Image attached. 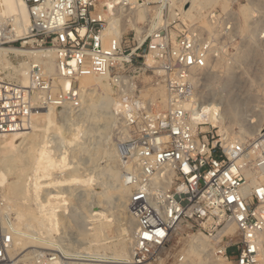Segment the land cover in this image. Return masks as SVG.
I'll use <instances>...</instances> for the list:
<instances>
[{
	"label": "built area",
	"instance_id": "built-area-1",
	"mask_svg": "<svg viewBox=\"0 0 264 264\" xmlns=\"http://www.w3.org/2000/svg\"><path fill=\"white\" fill-rule=\"evenodd\" d=\"M243 1L230 0L232 7ZM24 2L29 22L19 47L52 50L56 74H47L30 55L8 54L28 57V84L2 76L0 70V134L25 128L33 110L78 109L76 81L87 75L106 77L122 96L115 110L118 157L129 191L127 210L135 223L129 263L145 264L177 227L188 223L215 241L220 257L234 264H264L258 249L264 230V125L251 140L228 144L202 118L205 102L195 81L199 71L234 49L236 36H225L235 31L233 8L208 10L206 28L192 22L172 30L166 24L106 38L107 17L125 12L129 0ZM227 38L232 39L228 45ZM13 42L0 39L2 46ZM146 74L164 87V104L135 94L137 79ZM60 79L69 85L63 87ZM244 170L256 179L248 191H243L249 182ZM2 206L0 196V264H23L10 254L12 238L1 223ZM228 225L234 226L232 234L225 232ZM231 247L233 255L228 254ZM33 255L37 263L59 258L43 251Z\"/></svg>",
	"mask_w": 264,
	"mask_h": 264
},
{
	"label": "bare ground",
	"instance_id": "bare-ground-1",
	"mask_svg": "<svg viewBox=\"0 0 264 264\" xmlns=\"http://www.w3.org/2000/svg\"><path fill=\"white\" fill-rule=\"evenodd\" d=\"M150 1L153 0H145L143 4H139L136 0H129L131 6L125 8L126 14L129 15L126 21L137 31L140 30L139 27L136 25V23L138 22L149 20L148 22L150 23V28L148 30L158 27V25L161 23V17L159 15V12H156L152 18L148 17L147 2ZM161 1H169V3L171 4L173 0ZM247 1L250 3L249 0ZM218 3L221 4L222 8L224 9L227 8L229 1L183 0L180 10L183 16H187L188 18L190 17L189 14L191 13L195 5L199 6L200 9H203L207 6H214ZM107 5L110 7L109 2H107ZM251 10L248 5L245 4L240 7V12L244 17H249L251 15ZM121 13L123 12H118L114 15L107 17V24L104 32L106 38H109L110 36H119L121 34V27L119 22V20H122ZM28 22V10L24 0H0V25L3 28L2 38H5V24L9 23L10 25H12V29L10 30V32H14H11L12 36L22 37L20 35H23L25 33ZM118 22L119 24H117ZM18 47H7L6 45H0V65L3 63H7L9 65V68H3L1 66L0 68L2 70L5 69L7 71L12 70V73L10 72L8 74L9 77L15 78L23 85L28 84V63L22 62L18 64V67H16L10 62V60H8V54L10 52H13L15 54L30 55L36 62H39L43 65L44 70L47 74H56L54 62L55 55L52 50L42 49L35 51H27ZM240 49L241 48L239 47L234 54L236 55ZM242 54L244 55L245 53ZM222 59L223 56L217 57L205 69L198 72L195 81L198 82L199 86L203 85L202 78H205L210 75L211 68H216L217 63H219L218 61ZM228 68L229 67L225 68L226 71L229 70ZM79 80L80 86L83 90L80 91L81 107L79 106L80 109H76V112L71 114V110L74 109L68 106L62 108L57 107L33 110L25 128L14 132L0 134V196L3 200L1 218L4 220L5 223V226L3 224L2 226L11 234V256H14L20 261H24L23 258H27L30 253L34 252V249L27 250V248L35 247L36 245H46L49 247L56 246L57 249L60 251L62 258H58L55 260H47L44 263H37L36 261H34L33 264H62L63 262H66L68 264H95L90 262H115L126 264L128 262L127 259H130L128 258L129 254H131L129 247L133 238V232L135 227V223L130 215L127 220V224L121 228V234H119L120 237L123 239L117 240L114 244L111 243V246H114V253H112L111 256L85 252V248H80L79 250L75 251L81 252V254L75 252L72 253L68 251V248L66 246L67 243L64 244L62 242L63 239H66L64 235H61L58 240L56 239L57 241L51 236V232L57 230L61 222L63 223L64 228L67 227L74 229L75 235L72 236V239L79 245L91 242H94L93 244L96 246H105L107 244L105 242L107 237L103 235V232L108 226L109 222L107 221V217L104 212L96 211L94 213L89 214L88 217L91 218L90 224L92 225V227L90 228L91 231L88 232L85 228L80 229L81 220L78 217V212L71 213L68 217H66L63 214L64 210H61L62 205L59 203V201H64L67 196L58 194L63 193L66 190L71 191V187L58 189L55 194H51L53 190L51 189L50 184H68V182L70 183L71 181L83 183L90 182V177L81 179L77 177L78 160H71L67 162L66 157L68 155H71L73 159L79 155H82L83 153H87L88 160L90 159L93 160L94 163L96 162V166L98 159L100 157H104L105 164L103 165L101 170L112 182V185L111 187H109L108 185V187L110 188L109 190L102 189L95 192L94 194L91 193L95 198L103 201V199H108L111 195L114 194V192H117V199L120 201L125 200L127 205V199L129 194L127 187L123 185L121 180L122 175L119 166L118 145L117 149H115L116 147L105 146L103 148L95 147L92 148V150H87V148L83 145L84 142L79 140V132L82 131L81 129L79 131L76 130V132L73 133V138H70L73 141V145L72 142L70 140L65 139L62 134V130L64 129L63 125H68L66 124L67 122L65 123V121H70L71 118H85L89 114L91 116L90 112L94 110L97 106H101V104L112 106L114 105L115 109L117 107L118 102L113 101V99L110 97L111 88L109 85L110 83L106 77L97 75H87L80 77ZM60 83L63 87H67L69 85L68 80L60 79ZM94 86H98L103 92L99 99L95 98V96L93 95L94 93H92V90H94L92 87ZM154 93H156V95L159 97V101L164 104L166 100L165 92L157 89ZM158 97H151V100L153 101L156 98L158 99ZM225 110L221 108L220 112L216 111V119L220 120L221 114ZM56 111H59L58 115L60 116V118L65 119V124L57 125ZM263 112L264 110H262V113L256 118L248 117L249 114H246L245 119L247 122L245 123V127L240 129V133L254 138L261 129L260 125L262 121ZM115 114L112 111L110 116H105V126H107V124L112 125L111 123H113ZM211 114L212 113L209 111V113L207 115L205 114L206 116H203L202 118L205 120L206 118L210 117V120H212L213 118L211 119ZM38 119L44 121L43 128L38 127ZM51 127L55 129V132L54 129H52ZM50 128L55 133H53V139L56 138L58 139L57 141H62L63 143L65 142L68 145L71 144L73 146L71 147V149H69L67 153L66 150L63 152V155L55 156V154H53L52 149L48 147V138L46 139L44 133H47V129ZM35 130L40 131V134L35 135V133H32L33 131L35 132ZM221 134L226 139L225 133L223 132ZM53 139H51L52 142L54 141ZM226 142L228 144L233 143L228 141L227 139ZM20 144H23L25 148L22 151L18 148ZM69 162H73V165H69ZM29 167H31L33 175L30 178V181L27 182L25 176ZM53 170H59V176H64L63 180L59 179L58 176L46 179V177H49L52 173H54ZM243 172L245 176L249 179V182H247L243 186V191H248L249 188L256 181V179L251 171L244 170ZM11 174L15 176V179L12 178L11 180L9 178ZM42 178H44L45 180H43ZM263 178L264 176H260V179L264 181ZM82 191L83 192L81 194V197L78 199L77 203V206L78 208H80V210L83 209L85 205V201L81 200V198L89 195L87 188ZM94 208H103V206H96ZM89 211H92V209ZM10 214H14V218H11ZM2 219L1 223L3 222ZM225 232L228 234H232L234 232V226L228 225L225 229ZM124 237L126 238L124 239ZM127 246L129 249L128 252ZM208 247L209 244L207 243L205 238L202 237V235L190 237L189 246L188 248H186L185 252L186 259L185 261H183L182 259L179 264H224L220 257H212V252L215 251V248L213 246L211 247L212 252H210V254L207 253ZM18 249H20V251L19 253L17 252V254L15 255V251H17ZM258 249L261 256V261L264 262V230L258 235ZM83 252L84 254H82ZM17 255H19L21 259L17 258ZM63 259H73L74 261L71 262Z\"/></svg>",
	"mask_w": 264,
	"mask_h": 264
},
{
	"label": "rangeland",
	"instance_id": "rangeland-1",
	"mask_svg": "<svg viewBox=\"0 0 264 264\" xmlns=\"http://www.w3.org/2000/svg\"><path fill=\"white\" fill-rule=\"evenodd\" d=\"M228 1L229 3L227 5V8L224 9L219 3L214 6H207L203 9H200L199 6L195 5L193 10L189 14L190 17L187 18V16H183L180 10L183 0H173L171 4L169 3V1L164 2L161 0H153L147 6L148 17L152 18L156 12H159V15L161 17V23L156 28H160L165 26L166 24H169L168 27L174 30L173 26L175 28H178L179 26L182 25V23L188 24L192 22H196L200 26L206 28L208 27V25L206 22L205 15L208 10L217 8L222 11H227L233 8V10L236 12L235 31L234 34L231 35L226 34L225 36H236V40L232 43L233 44L232 47L234 49H231L228 55L223 56V59L218 61L219 63L216 62L217 67L211 68L210 75H208L205 78H202L203 85L198 86L197 94L206 104L204 106L203 116H206L209 113V111L213 114V115L211 114V119L213 118L212 120H210V117L206 118L205 120L215 125L214 132H218L219 134L224 132L226 139L230 142H234V141L245 142L252 139L251 136L243 135L240 133V129L244 128L245 123L247 122L245 119V115L249 114L248 117L256 118L262 113V110H264V0H249L250 3L248 1H243L237 3L233 7L231 5L230 0ZM244 4L248 5L250 10L252 9L251 15L249 17H244L240 12V7ZM121 17L122 20L121 21L119 20L121 27V34L122 33L130 34L132 30L136 32L145 31V33L153 30V29L148 30L150 28V23L148 22L149 20L148 21L144 20L143 22L141 21L136 23V25L140 29L139 31H137L126 21V19H128L129 17V15H127L126 12L121 13ZM119 22L117 24H119ZM11 29H12V25H10L9 23L4 25L5 38L3 39H7L8 41H14L12 45H10L9 43L6 44L7 47L8 46L18 47L20 42L22 41L21 38L24 36L25 33L23 35H20L22 37L12 36L11 34L14 32L11 31L12 32L11 33L10 32ZM7 31L10 33H8ZM231 41L232 39L227 38L225 40V43L228 45ZM239 47L242 50L240 49L239 52L235 55L234 53ZM242 53L245 54L243 55ZM27 58L28 57L26 56H20V55L14 56L10 54L8 60H10V62L14 64L16 67H18L19 63L27 62L28 61ZM0 66L3 68H9V65L7 63H3ZM226 67H229L228 68L229 70L226 71L225 69ZM0 70L3 71L2 76L9 77L8 74L10 72L12 73V70L7 71L5 69L2 70L1 68ZM76 84L80 86V80H77ZM109 85L111 88L110 97L113 99V101L118 102V100L121 99L122 97L121 93L119 94L116 88L112 87L111 84ZM92 88L94 89L92 90V93H94L93 95L95 96V98L99 99V97L103 93L102 90L98 86H94ZM157 89L165 92L164 87L162 86V84L158 83V80H156L151 74H146L137 79L135 94L136 95L140 94L143 98H151V97L154 98V97H158L156 93H154ZM82 90L83 89L81 88V91ZM155 100L159 101V97L158 99L156 98ZM216 104L217 105L219 104L218 105L219 107ZM114 107H115L114 105L112 106V105L101 104V106L100 105L97 106L94 110L90 112L91 116L89 114L85 118H71L70 121H65L64 118H60V116L58 115L59 111H56V114L58 115V116L56 115V123L57 125H63L67 122L66 124L68 125H63L64 129L62 130V134L65 137V139L70 140L72 142V145H73V141L70 138H73V133H75L76 130L79 131L81 129L82 131L79 132V140L84 142L83 145L87 148V150L90 149L92 150V148L95 147L103 148L105 146H112V147H116L115 149H117V145L120 140V134L118 133V128H117L118 120L115 114L116 109ZM220 107L223 108V110L225 109L226 110L223 111V113L221 114V119L218 120L216 119L215 116H217L216 114L217 112H220L221 110ZM76 111L77 110H71V114ZM112 111L115 114L113 123H111L112 125L107 124V126H105V119H106L105 116H110ZM262 115L263 116H262L260 128L261 126L264 125V112ZM43 122L44 121L41 119L37 120V124L39 128L44 127ZM69 122L72 124H70ZM51 128L54 129L53 127ZM51 128L47 129V133H44L46 139L48 138L47 139L48 147L52 149L53 154H55V156L63 155L64 154L63 152L66 150L67 153L69 149H71V147L73 146L71 144L68 145L65 142L64 144L62 141H57L58 139H56L55 137L54 138L56 140L53 139L52 136H54L55 134L54 133L55 129L53 132ZM39 132L40 131L35 130V132L33 131L32 133L38 135L40 134ZM51 139H53L54 141L52 142ZM18 148L21 151L25 149L23 144L22 145L20 144ZM87 155H88L87 153H83L82 155H79L73 159L71 155H68L66 159L67 162L71 160L74 161L78 160L77 177L79 179L90 177V182L83 183V182L71 181L70 183L68 182V184H50V187L53 190L51 194H55L58 189L71 187V191L66 190L63 193L58 194V195L67 196L64 201L61 200L59 201V203L62 205L61 210L62 209L64 210L63 214L66 217H68L71 213L78 212V217L81 220L80 229L85 228L88 232L91 231L90 228L92 227V225L90 224L91 218L88 217L89 214L94 213L96 211L104 212V214L107 217L106 219L109 222L108 226L105 228L103 232V235L107 237V239L105 240L107 244L105 246H96L93 244L94 242H91V243H84L79 245L78 243L74 242V240L72 239V236L75 235L74 229L67 227L64 228L63 223L61 222L58 229L51 232V236L55 240L56 239L58 240L61 235H64L66 239H63L62 242L64 244L69 243L68 244L69 247L66 244L69 252L74 253L80 248H85L84 250L85 252L98 253V254H104L106 256L109 255L111 256L112 253H114V246H111V243L114 244L117 240L123 239L120 237L119 234H121V228L127 224V220L130 214L126 208L127 205L125 200L120 201L117 199V195H118L117 192H114V194L111 195L108 199H103V201L93 196V194L99 190L102 189L109 190L110 189L109 187H111L112 182L101 170L103 165L105 164L104 157H100L98 159L96 166L95 164L96 162L94 163L93 160L90 159L88 160ZM69 165H73V162H69ZM31 170H32L31 167H29L27 170L25 176L27 182L30 181V178L33 175L32 173L33 171ZM53 171L54 173H52L51 176L46 177V179L58 176L59 179L63 180L64 176L62 175L59 176L58 173L59 170H53ZM9 178L12 180V178L15 179V176L11 174ZM42 179L45 180L44 178ZM85 188H87L89 195L81 198V200L85 201V205L84 208L80 210V208H78L77 206V203H78V199L81 197V194L83 192L82 190H84ZM96 206H103V208H98V209L94 208ZM91 209L92 211H89ZM10 217L14 218V214H10ZM2 221H3L2 224L5 226L3 219ZM198 235L200 236L202 235V237H204L207 243L209 244V247L207 248L209 252L207 251V253L210 254V252H212L211 247L212 246L214 247L215 241L208 238V236H206L205 234L196 232L193 228H191V226H189L188 223H183L181 224V226L177 227L175 231H173L168 241L161 248H159L145 264H179L182 261V259L183 261H185L186 259L185 252H186V248H188L189 246L190 237L198 236ZM125 238L126 237H124V239ZM30 249H34V252L43 251L47 253H55L58 255L59 258H62L61 257L62 255L56 246L49 247L46 245H36L35 247L27 248V250ZM129 249L127 246V252ZM19 251L20 249L15 251V255L17 254V252L19 253ZM34 252L30 253L27 258H23L24 259L23 264H33ZM75 253L81 254V252H75ZM212 253H211L212 257H220L217 253H215V251H213ZM234 253L235 250L233 247L228 249V254L233 255ZM82 254H84V252ZM17 256H18L17 258H20L19 255ZM128 258H130V254ZM220 258L222 259L224 264H234V262L231 261L230 259L226 260L222 257ZM63 260L71 261V262L74 261L73 259L71 260L63 259ZM129 260L130 259H127L128 262L126 264H130ZM90 263L125 264V263H115V262L114 263L90 262Z\"/></svg>",
	"mask_w": 264,
	"mask_h": 264
},
{
	"label": "snow or ice",
	"instance_id": "snow-or-ice-1",
	"mask_svg": "<svg viewBox=\"0 0 264 264\" xmlns=\"http://www.w3.org/2000/svg\"><path fill=\"white\" fill-rule=\"evenodd\" d=\"M160 235H163V233H160Z\"/></svg>",
	"mask_w": 264,
	"mask_h": 264
}]
</instances>
